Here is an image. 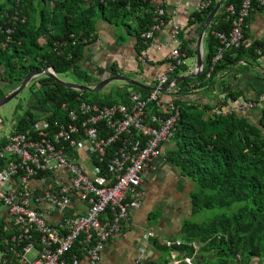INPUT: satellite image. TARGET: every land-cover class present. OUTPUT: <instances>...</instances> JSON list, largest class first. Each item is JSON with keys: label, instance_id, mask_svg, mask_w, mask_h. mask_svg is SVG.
<instances>
[{"label": "trees", "instance_id": "obj_1", "mask_svg": "<svg viewBox=\"0 0 264 264\" xmlns=\"http://www.w3.org/2000/svg\"><path fill=\"white\" fill-rule=\"evenodd\" d=\"M207 1L210 4L204 11L192 15L200 30L217 2ZM241 3L242 0H225L214 17L207 32L204 72L160 94L159 101L152 102L148 109L150 114L169 116L170 112L161 107L169 110L167 104L171 101L180 110L172 139L175 147L167 152V159L194 184V189L190 194L191 214L183 223L181 240L178 239L182 245L174 249L195 255L192 244L199 245L196 257L200 264H264V114L258 124L236 112L212 116L209 104L184 99V93L191 90L212 91L219 76L231 70L242 55L257 58L259 50L263 54L264 42H255L249 48L227 52L213 65L219 42L212 32L229 31L232 18L226 7H238ZM156 9L149 0H0V82L15 83L16 88L29 73L51 66L57 75L71 73L84 85L93 86L97 79L82 63L86 46L95 40L97 21L125 27L137 39L140 55L149 48L150 41L141 35L153 25ZM130 18L135 20L133 25L125 22ZM163 19L168 25L169 16L166 14ZM189 43L181 40L182 61L191 54ZM187 71L182 63L171 74L169 83ZM112 73L117 74L114 67ZM37 84L40 89L33 96L31 111L17 119L12 132H23L42 117L62 121L65 117L62 105L70 109L80 101L99 105L128 102L129 93H121L120 89L114 90L113 98L96 99L92 92L68 89L48 77L39 79ZM124 86L144 97L150 94L131 85ZM223 92H228V87ZM4 95L0 89V99ZM238 96L239 93L228 92L222 106L226 107L228 99L236 100ZM4 141L5 137L0 146ZM234 205L238 206L231 214L194 219L205 211ZM152 216L157 218L156 213ZM155 245L162 257L151 264H169L170 250L159 244L158 239Z\"/></svg>", "mask_w": 264, "mask_h": 264}, {"label": "built area", "instance_id": "obj_2", "mask_svg": "<svg viewBox=\"0 0 264 264\" xmlns=\"http://www.w3.org/2000/svg\"><path fill=\"white\" fill-rule=\"evenodd\" d=\"M208 6L204 1L198 12ZM256 7H264V0H243L239 7H226L231 29L212 32L219 42L213 65L227 52L251 46L246 30ZM165 15V9L158 7L153 25L142 33L150 44L157 42L156 34L166 25ZM171 26V38L178 41L180 27ZM180 45L167 55V71L156 75L154 87L166 86L182 65ZM137 61L147 63V54L138 55ZM159 96L158 90L147 97L132 91L125 104L80 101L70 109L62 105V121L42 117L23 132L5 136L0 146V213L4 212L0 216V264H78L81 258L98 264L106 243L122 232L131 209L142 199L143 174L173 139L180 110L169 101V110L161 107L169 116L150 114L149 105L159 101ZM263 103L261 93L238 109L252 110ZM234 112L233 107L216 105L210 114ZM164 243L170 250L169 264H200L199 245L192 244L195 255H187L174 249L181 241Z\"/></svg>", "mask_w": 264, "mask_h": 264}, {"label": "crops", "instance_id": "obj_3", "mask_svg": "<svg viewBox=\"0 0 264 264\" xmlns=\"http://www.w3.org/2000/svg\"><path fill=\"white\" fill-rule=\"evenodd\" d=\"M149 1L153 7L164 8L170 22L156 34L157 42L150 44L148 50L144 51L147 54L145 64H139L137 61L138 42L131 32H128L125 27L111 25L101 19L97 21L95 40L86 46L82 63L83 68L91 74L92 78L98 77L94 85L100 81L99 76L112 73L114 67L117 74L153 86L156 75L167 71V55L178 43H181V40L190 42L188 47L193 55L186 56L183 64L188 71L179 76L188 74L196 67L197 42L204 24L200 30V26L194 24L192 15L198 12L200 5L207 0ZM207 2L210 4V1ZM218 2L219 0L216 4ZM125 22L133 25L135 20L130 18ZM174 23L180 27L178 41H174L170 34L171 25ZM207 32L202 45L204 59L208 45ZM246 39L250 45L255 42H264V7H256L251 12ZM261 53L262 51H257L259 55L257 58L242 55L241 60L233 65L231 70L219 76L212 91L191 90L184 93V99L214 107L222 106V98L228 92L239 93L236 100L228 99L227 106L233 107L236 113L258 124L264 114V103L258 104L252 110H239L238 107L244 102L256 100L259 94L264 93V52ZM225 87H228V92H223ZM132 91L135 90L131 89L128 93ZM174 147L175 144L172 141L163 146L160 156L143 174L142 199L131 209L130 220L123 226L122 232L106 243L98 264H151V261L162 257V253L155 245L157 239L159 244L165 246V240L181 238L183 223L191 214L190 194L194 184L183 177L180 171L168 161L167 152ZM154 213L157 214L156 219L152 216ZM0 216H4L3 211ZM78 264H87V262L85 258H81Z\"/></svg>", "mask_w": 264, "mask_h": 264}, {"label": "water", "instance_id": "obj_4", "mask_svg": "<svg viewBox=\"0 0 264 264\" xmlns=\"http://www.w3.org/2000/svg\"><path fill=\"white\" fill-rule=\"evenodd\" d=\"M224 0H219V2L215 5L214 9L210 12L208 15L203 29L202 33L199 35L198 42H197V59H196V67L190 71L186 75H182L179 77L174 78L170 83H168L163 88H157L154 86L147 85L143 82H140L136 79H131L126 76L120 75V74H113V73H107L105 75L99 76V82L94 86H87V85H80V84H73V83H67L62 81L60 78H58V75L54 72V69L51 66H44L43 68L39 70H35L31 73H29L19 84L18 87H16L14 90H12L7 95L3 96L0 99V107H2L4 104L11 101L13 98H15L20 92H22L28 84L35 78L40 76H45L56 83H59L63 85L64 87L68 89H72L78 92H92L97 93L98 91L102 90L104 87L114 83V82H121L126 85H131L134 87H137L139 89L147 90V91H155L158 90L160 94L167 93L174 88H176L180 83H182L186 78H197L199 77L205 69V61H204V54H203V38L207 30L209 29L215 15L218 13L222 3ZM96 78V77H95ZM97 79V78H96ZM198 263H201V260L198 261Z\"/></svg>", "mask_w": 264, "mask_h": 264}, {"label": "rangeland", "instance_id": "obj_5", "mask_svg": "<svg viewBox=\"0 0 264 264\" xmlns=\"http://www.w3.org/2000/svg\"><path fill=\"white\" fill-rule=\"evenodd\" d=\"M40 43H43V40H39ZM127 75L126 73H124ZM45 76H40L35 79H33L28 86L20 92L15 98H13L8 103L4 104L2 107H0V139L12 132V129L15 126V123L18 118L25 115L26 111H31L30 104L33 101V96L36 94L38 95L40 86L37 84V81L39 79H42ZM97 77V76H96ZM58 78H60L62 81L67 83H73V84H80L84 85V83L79 80L78 78L74 77L71 73H64L58 75ZM98 78V77H97ZM16 84H7L0 82V89L2 90L5 95L10 93L12 90H14ZM18 87V86H17ZM118 87H121V93H125L126 91H131L130 88H127L124 86L121 82H114L106 87H104L102 90L98 91L97 93H93V97L96 99H109L114 97V90ZM4 95V96H5ZM81 162L83 164H88L87 160L85 161V158L81 159ZM238 205H234L231 208H215L213 210L205 211L204 213H200L198 216H196L194 219H210L214 218L222 213H229L231 214L233 211L236 210ZM34 254V251H32L29 256L31 257Z\"/></svg>", "mask_w": 264, "mask_h": 264}]
</instances>
